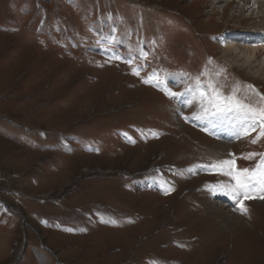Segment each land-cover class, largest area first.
<instances>
[{
  "label": "rangeland",
  "instance_id": "rangeland-1",
  "mask_svg": "<svg viewBox=\"0 0 264 264\" xmlns=\"http://www.w3.org/2000/svg\"><path fill=\"white\" fill-rule=\"evenodd\" d=\"M250 1L0 0V264H264V200L241 214L208 190L228 182L210 162L254 168L239 157L264 137L186 121L189 94L143 82L182 93L199 77L264 103L243 87L264 95Z\"/></svg>",
  "mask_w": 264,
  "mask_h": 264
},
{
  "label": "snow or ice",
  "instance_id": "snow-or-ice-1",
  "mask_svg": "<svg viewBox=\"0 0 264 264\" xmlns=\"http://www.w3.org/2000/svg\"><path fill=\"white\" fill-rule=\"evenodd\" d=\"M116 59L121 57L116 56ZM133 75H140L139 68L132 69ZM186 79V78H185ZM156 81V87L161 88L164 94L169 98L180 100L186 93L190 95V99L185 103V106H194L195 111L192 115L185 116L188 120H214L215 118L235 117L239 122V131L237 136H248L252 132L257 135L251 140L252 144H256L264 137V103L254 105L251 102L245 103L237 95L239 86L233 87L229 94H225L221 87H217L215 82L209 80L205 85L199 77L190 84L186 83L185 90L182 93H176L169 88L162 86L156 73H152L144 83ZM260 101H264V95L256 91L252 85H244ZM155 135V134H154ZM231 158L214 160L209 163L208 167L214 170L215 173L228 178V182H218L208 188L211 192H220L230 196L237 202V206L241 214H246L247 207L245 202L249 200H264V153H249L246 156L239 158L254 159L259 156L254 168L238 167L235 154L230 153ZM174 191V188L168 187L165 189V194ZM115 223V221H111ZM72 231V229H68Z\"/></svg>",
  "mask_w": 264,
  "mask_h": 264
},
{
  "label": "bare ground",
  "instance_id": "bare-ground-1",
  "mask_svg": "<svg viewBox=\"0 0 264 264\" xmlns=\"http://www.w3.org/2000/svg\"><path fill=\"white\" fill-rule=\"evenodd\" d=\"M256 3H255V9L253 10V13L256 14L255 17L257 18H260L262 20H264V0H254ZM240 2L247 4L248 3H251L252 1L250 0H240ZM245 6V5H244ZM258 7V8H257ZM246 34L244 35V38L247 39L248 41H255L254 42V45L252 46H249V48L247 50H249V52H244L245 56H246V60L249 62H252V60L254 59L257 60L258 59V53H262V51H264V28L260 29V30H256V32H252V31H247L245 32ZM241 36V34H240ZM243 36V35H242ZM233 37V36H232ZM258 40V41H257ZM230 47L231 49H233L234 51H238V47L237 46H234V45H230L228 46ZM223 126V125H222ZM230 127V126H229ZM239 122L237 123V126L235 127L234 131L238 128L239 129ZM225 129V128H224ZM196 131V130H195ZM226 131V130H225ZM228 131V130H227ZM196 132H199V131H196ZM222 132V131H221ZM227 134V133H226ZM204 135V134H203ZM228 136V135H227ZM206 139L210 140L209 137H206L204 136ZM211 142H214L215 145H213L214 147L218 148L219 150H222V149H225L226 148V145L225 144H222V143H216L217 141L215 140H210ZM233 202V200H232ZM236 202V201H235ZM259 204V203H258ZM217 206V205H216ZM221 209V208H220ZM240 222V225L241 223L244 224V221H243V218H240L239 215H232V219H231V223H234V226H238ZM229 225H231L229 222H228ZM243 226V225H242ZM234 227V228H236ZM234 230V229H233ZM252 254V253H251Z\"/></svg>",
  "mask_w": 264,
  "mask_h": 264
}]
</instances>
